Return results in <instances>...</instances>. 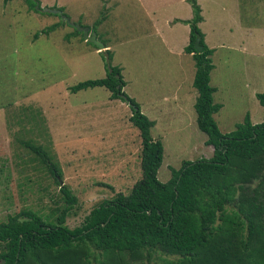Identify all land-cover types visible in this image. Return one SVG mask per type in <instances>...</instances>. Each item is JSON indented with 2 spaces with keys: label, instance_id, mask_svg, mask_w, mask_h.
<instances>
[{
  "label": "rangeland",
  "instance_id": "1",
  "mask_svg": "<svg viewBox=\"0 0 264 264\" xmlns=\"http://www.w3.org/2000/svg\"><path fill=\"white\" fill-rule=\"evenodd\" d=\"M36 1L40 11L25 0H0V222L21 210L55 221L51 214L61 207L59 187L65 185L77 198L64 222L72 228L102 200L127 193L140 177V137L128 120V104L109 99L106 88H68L105 76L108 44L110 64L120 68L123 80H130L122 90L139 107L147 103L138 89L150 60L158 72L183 80L180 93L188 88L194 93L193 61L179 54L188 25L165 22L172 15L190 20L192 10L189 0ZM195 2L203 17L196 25L214 46L209 85L214 88L212 100L221 105L212 116L218 130L231 131L245 114L253 124L264 122V107L254 96L264 91V0ZM98 24L102 30L96 29ZM75 26L95 33L104 48L86 41ZM153 52L166 57L158 59ZM179 65H184L185 77L177 71ZM191 113L192 107L181 119L174 116L178 121L150 128V136L163 148L156 173L160 182L169 178V167L178 169L182 160L212 154V147L204 144L205 134L187 118ZM22 142L47 151L59 168L58 183ZM234 234L238 239L242 232ZM175 260L174 255L155 252L136 264Z\"/></svg>",
  "mask_w": 264,
  "mask_h": 264
},
{
  "label": "trees",
  "instance_id": "2",
  "mask_svg": "<svg viewBox=\"0 0 264 264\" xmlns=\"http://www.w3.org/2000/svg\"><path fill=\"white\" fill-rule=\"evenodd\" d=\"M189 1L192 17L184 21L189 32L183 51L193 61L195 122L206 136L204 144L212 147L211 156L182 160L178 169L169 167L165 182L157 179L161 142L150 136L152 121L122 90L120 68L110 64L106 49L105 76L79 81L68 89L101 86L109 91V99L128 104V120L140 137V177L127 193L102 200L72 228L64 222L77 198L65 185L59 187L61 207L51 214L55 221L29 210L9 215L0 222L1 264H136L155 252L176 256L173 264H264V122L253 124L245 114L231 131L218 130L212 114L221 105L213 102L214 88L209 85L213 50L196 25L200 8L195 0ZM25 2L40 11L36 0ZM197 33L200 52L193 47ZM254 96L264 107V91ZM22 143L58 183L59 168L47 151ZM239 230L237 239L234 232Z\"/></svg>",
  "mask_w": 264,
  "mask_h": 264
},
{
  "label": "crops",
  "instance_id": "3",
  "mask_svg": "<svg viewBox=\"0 0 264 264\" xmlns=\"http://www.w3.org/2000/svg\"><path fill=\"white\" fill-rule=\"evenodd\" d=\"M188 19L189 18H182L179 16L172 15L170 18L166 19L165 22L168 23V25H171V24L176 23V22H181V23L183 22L184 23V21H186ZM202 20H203V17L201 18V20L198 23H201ZM184 24H186V23H184ZM101 26H102L101 24H98L96 29L102 30ZM187 29H188V31H184V33H183L184 36H183L182 41H181L182 47H184L188 42V32H189L188 26L185 27V30H187ZM201 34H202V39H203V42L205 43V45L209 48H212V50L214 51L213 44L207 43V41L203 37V33H201ZM105 45H107L106 47L109 50L110 46L108 44H105ZM103 46H104V44H103ZM162 48L164 51H166L165 46H162ZM167 52L171 53L172 51H170V49L167 48ZM181 52H183V53H181ZM184 53L185 52L183 51V48H182V50L180 49L179 54L184 55ZM185 54L190 56V54H188V53H185ZM162 55L163 56H161L157 52H153V54L151 56H154L158 59H160V58L165 59L166 56L164 54H162ZM166 61H167V67H170L171 69H173L172 61L171 60L169 61V58H166ZM153 64H154L153 60H150L149 63L147 64V66L145 67V69H146L145 79L146 80H145V82L142 83L141 87L138 89V91L140 92V95L143 96L142 99L147 101V103H144V105L141 106V104H140V107L138 106L139 110L149 120L152 121L151 127H155L160 122L163 123L165 120H170L171 122L178 121V119L176 117H174L177 114H179V118L181 119L182 115L187 114V109H189L190 107L193 108V103H194L196 95H197L196 90L194 88H193L195 90L194 93L192 92V89H190V88H188V90H186L185 93H180L179 90L181 88L179 89L178 85L182 84L183 80H180L177 76V78H174V81H173L172 77H169V76L165 75L164 73L158 72L156 67H151V66H153ZM183 66L184 65H179L177 68V71L181 70L182 74H180V75L184 76V75H186V73H185ZM149 67H151V68L149 69ZM192 70L194 72V68ZM123 81H124V85H125L124 87H127L128 84L130 83V80H128V78H124ZM149 91H150V94H148ZM129 97L132 98L133 96L131 95ZM193 111H194V108H193ZM213 114H212V116H213ZM195 117H196V114L194 111V114L191 113V117H187V118L188 119L190 118L189 119L190 121H192V120L195 121ZM165 124H171V123L166 122Z\"/></svg>",
  "mask_w": 264,
  "mask_h": 264
},
{
  "label": "water",
  "instance_id": "4",
  "mask_svg": "<svg viewBox=\"0 0 264 264\" xmlns=\"http://www.w3.org/2000/svg\"><path fill=\"white\" fill-rule=\"evenodd\" d=\"M45 11L53 12V13L54 12L60 13L58 10L45 9ZM75 28L82 33V36H83V38L86 41L91 42L98 49H103L104 46H103V44L100 41H98L96 39L95 33H93V32L88 33V28L87 27L75 26ZM200 38H201L200 34H198V33L195 34V37H194V40H193V47H194L196 52H200V50H201V46L199 45Z\"/></svg>",
  "mask_w": 264,
  "mask_h": 264
}]
</instances>
